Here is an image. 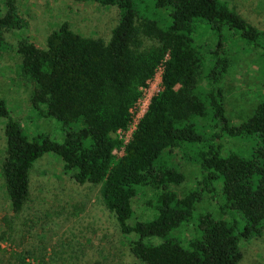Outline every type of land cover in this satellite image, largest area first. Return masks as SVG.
Here are the masks:
<instances>
[{
  "label": "trees",
  "instance_id": "obj_1",
  "mask_svg": "<svg viewBox=\"0 0 264 264\" xmlns=\"http://www.w3.org/2000/svg\"><path fill=\"white\" fill-rule=\"evenodd\" d=\"M15 1L0 14V52L7 30L27 27ZM96 1L121 12L108 41L83 36L68 23L49 35L46 48L27 34L20 41L32 105L58 120L65 136L31 138L0 96V118L7 119L1 172L11 211L23 212L34 163L54 153L78 183L101 185L121 231L135 236L130 250L142 264H240L242 240L264 232V90L252 114L232 125L223 83L234 62L229 42L239 39L264 59V27L228 0ZM143 35L157 44L141 49ZM167 52L165 88L117 158L121 141L114 133L127 125L140 87ZM229 139L237 147L228 148ZM180 151L200 170L184 194L176 190L186 178L174 160ZM147 190L151 216L132 223L135 198ZM207 194L218 215L198 211Z\"/></svg>",
  "mask_w": 264,
  "mask_h": 264
},
{
  "label": "rangeland",
  "instance_id": "obj_2",
  "mask_svg": "<svg viewBox=\"0 0 264 264\" xmlns=\"http://www.w3.org/2000/svg\"><path fill=\"white\" fill-rule=\"evenodd\" d=\"M139 1L146 6L154 2ZM228 1L239 13L264 27V0ZM15 4L27 27L5 32L6 45L0 52V96L31 138L47 134L62 141V124L41 115L32 105V84L21 73L20 41L27 34L37 46L46 48L49 35L63 23L83 36L108 41L119 23L120 9L96 0H16ZM7 10L8 0H1L0 14ZM142 39L141 49L157 44L148 36L143 35ZM229 45L235 52L223 83L225 102L230 123L239 125L252 114L262 97L264 59L258 51H245L239 39ZM6 122V118H0V264H142L130 250L135 236L121 231L116 216L104 204L101 185L78 183L63 172V160L54 153H47L34 163L30 200L20 215L13 214L1 172L7 149ZM238 142L229 139L226 146L234 148ZM174 160L180 163L186 177L176 186L179 194H184L195 186L200 170L182 151ZM146 192L135 198L132 223L151 216L146 203L152 192ZM198 211L219 214L208 194ZM241 248L240 264H264V232L243 239Z\"/></svg>",
  "mask_w": 264,
  "mask_h": 264
},
{
  "label": "built area",
  "instance_id": "obj_3",
  "mask_svg": "<svg viewBox=\"0 0 264 264\" xmlns=\"http://www.w3.org/2000/svg\"><path fill=\"white\" fill-rule=\"evenodd\" d=\"M170 58L167 52L162 61L155 68L154 73L146 83L140 87V95L130 108V119L124 128L118 129L114 136L121 141V145L114 149L117 158L124 155L127 144L132 140L138 129L140 121L148 112L150 104L155 96L163 92L166 62Z\"/></svg>",
  "mask_w": 264,
  "mask_h": 264
}]
</instances>
